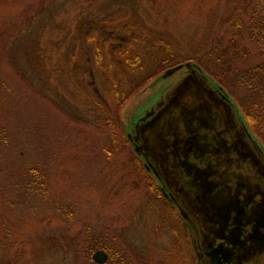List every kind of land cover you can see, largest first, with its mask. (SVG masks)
Returning <instances> with one entry per match:
<instances>
[{
    "label": "rangeland",
    "instance_id": "374dc122",
    "mask_svg": "<svg viewBox=\"0 0 264 264\" xmlns=\"http://www.w3.org/2000/svg\"><path fill=\"white\" fill-rule=\"evenodd\" d=\"M251 6L0 0V264H90L96 249L105 264H200L126 131L195 70L264 164V117L243 108L242 75L262 59Z\"/></svg>",
    "mask_w": 264,
    "mask_h": 264
},
{
    "label": "flooded vegetation",
    "instance_id": "af4514ba",
    "mask_svg": "<svg viewBox=\"0 0 264 264\" xmlns=\"http://www.w3.org/2000/svg\"><path fill=\"white\" fill-rule=\"evenodd\" d=\"M212 89L217 91L216 88ZM217 92L220 97L221 92ZM164 99L157 103L156 107L152 106L149 110L143 111L133 124V129L126 133L129 134L134 149L140 154L138 157L145 168L157 178L163 196L179 212L178 216L188 235L186 239L190 245L189 251H195L200 264H257L258 260L264 264V168H256L251 165L252 162L248 163L249 159L252 161L255 155H258L248 147L250 144L248 145V141L243 138L244 135L253 137L248 133L244 121L239 120L238 123L235 118L230 121L225 118L221 108H215V119L211 123V131L208 129L207 133L210 135L209 139L204 135L197 138L196 134L200 133L198 131L190 135L192 139L185 137L184 144L187 145L181 148L184 151L187 147L196 151L205 148L209 155L211 151H217L220 153L217 154L218 159L222 160V157L224 159L217 165L226 164L225 168L221 167L225 171L219 173L226 177L215 179L204 175L203 180L207 184L206 201L200 199L198 203V200L190 198V194L183 186L175 182L168 171L169 167L163 163L160 150L150 144L148 138L143 135L147 131V123L152 122L157 113L164 108L167 98L165 101ZM161 102L163 104H160ZM229 104L235 115L233 105L230 102ZM241 126L243 130L239 131ZM216 141L219 146L213 147ZM252 141L257 146V141ZM242 146L248 149L241 150ZM173 149L180 150L176 146ZM239 153L241 157L245 155V160L240 159L239 166L229 165ZM210 157L217 158L212 155ZM197 160L203 168H212L205 165L208 163L204 162L203 157H198ZM230 167L234 172L239 171V176L233 177ZM218 168L220 167H216ZM246 176H249V181H246ZM252 176H256L257 179ZM194 228L197 232L195 236Z\"/></svg>",
    "mask_w": 264,
    "mask_h": 264
},
{
    "label": "water",
    "instance_id": "95a60500",
    "mask_svg": "<svg viewBox=\"0 0 264 264\" xmlns=\"http://www.w3.org/2000/svg\"><path fill=\"white\" fill-rule=\"evenodd\" d=\"M179 66L176 65V67ZM174 68H168L166 73ZM194 71L184 81L181 79L172 89L173 91L171 90L164 108L157 113L152 122L147 123V131L143 135L148 138L147 140H149L150 144L152 143L157 150H160L163 163L167 168L169 167L170 170L168 171L175 179V182L184 187L183 189L190 194L192 200H198V203H200L201 200L206 201L205 187L207 184L203 180L204 175L215 179L224 178L226 175L219 173L225 171L221 167L225 168L226 164L217 165L218 162L224 161L223 157L222 160L218 159L217 154L220 153H217V151H211L210 153L217 158H211L205 148L197 149L196 151L187 147L186 151L188 152L184 151V149H181L187 145L184 144V139L187 136L192 139L190 135L195 134V131L200 132L196 134L197 138H202V135H204L209 139L210 135L207 133L208 129L211 131V123L215 119V108H221L226 116L225 118L230 119V121L235 116L226 96L221 93V96L218 97L216 94L218 92L207 85L206 80ZM238 130L242 131V126ZM214 145L213 147L219 146L217 141ZM175 146L180 150L173 149ZM248 147L242 146L240 149L246 150ZM198 157H203L204 162L208 163L205 165L212 168H203L200 161L197 160ZM244 157L245 155L241 157L240 153L237 154V158L229 162V165L239 166L241 163L240 159L244 161ZM248 163H251L256 168H264L261 159L256 155L252 161L249 159ZM216 167L220 168L216 169ZM229 170L233 177L239 176V171L234 172L231 167ZM252 177L257 179L256 176ZM245 179L249 181V176H246ZM240 180L242 179L240 178ZM91 257L97 264H105L107 253L102 249H96L92 252ZM213 262L215 263L214 260Z\"/></svg>",
    "mask_w": 264,
    "mask_h": 264
},
{
    "label": "trees",
    "instance_id": "16d2710c",
    "mask_svg": "<svg viewBox=\"0 0 264 264\" xmlns=\"http://www.w3.org/2000/svg\"><path fill=\"white\" fill-rule=\"evenodd\" d=\"M248 30L252 41L257 45L262 56V59L258 61V63L252 64L251 66L246 68V72L242 75L241 79V82L245 83L247 87L250 86L249 90H247L251 95H249L248 103L243 104V108L248 120L256 126L257 123L260 124V121L257 119L255 113L257 112L259 114V118L264 117V85L259 83L263 82L264 76V73H261V71L264 69V0H252ZM255 76L258 78L256 79ZM220 92L224 94L227 99L229 98L228 94L225 93L222 88H220ZM250 98H252V101L250 100ZM127 134L128 133H126V137L128 138V140H130L128 137L129 134ZM130 143L131 147L138 155L139 153L134 149L133 142L131 140ZM94 248L95 247L93 246L92 248H90V250ZM102 248L108 251V248H106L105 246H102ZM90 262V264H94L92 260H90Z\"/></svg>",
    "mask_w": 264,
    "mask_h": 264
}]
</instances>
